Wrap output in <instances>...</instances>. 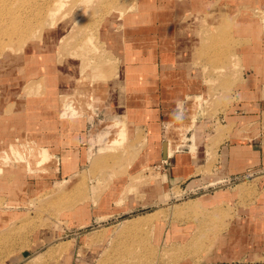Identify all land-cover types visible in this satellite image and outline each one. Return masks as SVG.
Listing matches in <instances>:
<instances>
[{
    "label": "rangeland",
    "instance_id": "obj_1",
    "mask_svg": "<svg viewBox=\"0 0 264 264\" xmlns=\"http://www.w3.org/2000/svg\"><path fill=\"white\" fill-rule=\"evenodd\" d=\"M247 1L0 0V153L51 156L0 160V264H264V168L211 171L225 138L258 133L225 114L243 47L264 45V0ZM177 77L166 116L145 114ZM150 139L202 150L210 184L172 186L142 160Z\"/></svg>",
    "mask_w": 264,
    "mask_h": 264
},
{
    "label": "crops",
    "instance_id": "obj_2",
    "mask_svg": "<svg viewBox=\"0 0 264 264\" xmlns=\"http://www.w3.org/2000/svg\"><path fill=\"white\" fill-rule=\"evenodd\" d=\"M247 2L249 3V0ZM239 16V18L243 20L249 21L251 19L250 16ZM260 28L261 27H258L257 30L259 31ZM245 31V27L242 28L243 36L245 35ZM260 42L261 41L259 40L258 44H256V46L254 45V47L252 48H250L249 45L247 48L243 47L241 62L242 71L240 77L241 80L240 87H238L239 91L233 95L231 93V98L235 99V101L230 106V111L225 113L228 116V119H236L233 116L235 113H239L240 116L237 117L238 120L250 124L257 123V125H259L257 126L258 133L256 135H252L253 138L250 141L247 140L244 142H232L229 141L228 138H225V140L219 144L212 155V158H215L212 169L214 168L215 171L214 169H211V171H214L217 175H220L219 178L221 179H226L235 175V173L251 167L254 169L264 168V130L262 129L263 127L260 126L262 125V122H264V95L262 92L264 90V45H261ZM252 51L257 52L258 54L257 56H253V60L250 59V52ZM177 78L178 79H165L162 81V85L164 86H162V89L159 92V96L152 98L153 101L148 102L145 114L151 117H156L157 115L161 116L162 114V116H166L164 115V113L170 111L169 109L172 108V101H170L169 104H166L165 98L162 97L168 96L171 100H175L177 89L173 88V85L175 83L177 84L182 82V79H180V77ZM189 90L190 88H187L185 92L189 94ZM166 107L168 108L167 110H165ZM66 116H71L70 119L77 118V115ZM59 119L64 118L59 117ZM179 119L182 120L181 116H179ZM77 126L79 127V124ZM78 136L79 135H77V137ZM84 136L85 134L83 133V138ZM194 137H196V133L194 134ZM10 145L14 146L13 144ZM33 147L50 156V154L47 153L45 149H41L35 145ZM171 147L172 145L169 140L168 142L167 140L160 142L158 140L150 139L149 141H147L145 151L141 155L142 160L147 164L152 162H159L163 164L166 179H168L169 183L172 186H178L180 187V189L182 188L183 191L199 190V188L210 184L209 177L205 178V176H203L200 172L203 167L202 164L208 158L204 155V152L202 150L199 155H193L189 149H186L184 146L181 147V145H179L178 151H173L172 149H170V151L168 152L165 151L166 149ZM200 148L203 149V146H200ZM25 150L26 147H22L18 151L20 153H23L25 152ZM175 152L177 154H175ZM68 154L69 163L71 165L72 156L70 155V153ZM65 162L63 161L64 171H66L67 169L64 166L66 165ZM215 165L217 166L215 167ZM261 187L264 189V179ZM262 200L263 203H259L256 206L258 207L259 212L261 211V213H264V193ZM257 226H263L264 228V218L262 219L261 217L260 219H258Z\"/></svg>",
    "mask_w": 264,
    "mask_h": 264
},
{
    "label": "bare ground",
    "instance_id": "obj_3",
    "mask_svg": "<svg viewBox=\"0 0 264 264\" xmlns=\"http://www.w3.org/2000/svg\"><path fill=\"white\" fill-rule=\"evenodd\" d=\"M82 76V75H81ZM87 77V76H86ZM83 79V78H82ZM84 79H86V78H84ZM81 80V79H80ZM83 81V80H82ZM79 88H80V86H79ZM78 89V88H77ZM88 94V93H87ZM86 94V95H87ZM85 95V96H86ZM89 95V94H88ZM81 97L83 98L84 96L83 95H81ZM99 97H101V95L99 96ZM77 98H78V96H76V100H77ZM74 100H75V98H74ZM73 100V101H74ZM188 103V102H187ZM70 105V104H69ZM74 104L72 103L70 106H66L65 104H61V106H59V108H61L60 110H62V115H65V114H67L68 113V111L71 109V110H73V111H76V109H74ZM185 108L187 109H189V103L187 104V107L185 106ZM186 111H188V113H189V110H186ZM184 112V111H183ZM187 113V114H188ZM115 119V118H114ZM113 120V119H112ZM106 122V121H105ZM113 124V123H116L115 124V126H117L118 127V129H119V132H117L116 133V136H115V138H114V142H116V140L118 139V138H122V137H124V124L122 125V123H121V120H119V119H116L114 122H110V123H108V124ZM123 123H125V122H123ZM102 124H106V123H104V122H102ZM19 148V147H18ZM8 151V152H7ZM7 151H3V152H1L0 153V160L2 159V160H5V159H9V155L10 154H13V156H14V154H16L18 157L16 158V159H21V160H23L24 158L27 160V163H34V164H36V165H41V164H43L44 162H46V161H49V159H50V156H48L47 154H45L44 152H42L41 150H39V149H36L35 147H33V146H31V148L30 149H26L25 151H26V153H20L19 151H18V149L16 148V146H11L10 144H8L7 145ZM12 156V155H11ZM10 156V157H11ZM15 159V158H14ZM13 159V160H14ZM3 162V161H2ZM5 162V161H4ZM34 164H32V165H34ZM0 165H2V164H0ZM35 165V166H36ZM0 167H2V166H0ZM0 169H2V168H0ZM64 183V182H63Z\"/></svg>",
    "mask_w": 264,
    "mask_h": 264
},
{
    "label": "water",
    "instance_id": "obj_4",
    "mask_svg": "<svg viewBox=\"0 0 264 264\" xmlns=\"http://www.w3.org/2000/svg\"><path fill=\"white\" fill-rule=\"evenodd\" d=\"M163 147H164V144H163Z\"/></svg>",
    "mask_w": 264,
    "mask_h": 264
}]
</instances>
